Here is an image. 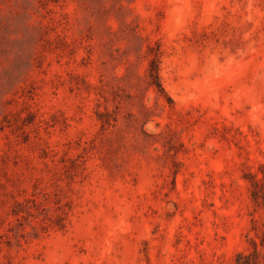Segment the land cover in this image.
I'll return each mask as SVG.
<instances>
[{
	"label": "rangeland",
	"instance_id": "374dc122",
	"mask_svg": "<svg viewBox=\"0 0 264 264\" xmlns=\"http://www.w3.org/2000/svg\"><path fill=\"white\" fill-rule=\"evenodd\" d=\"M240 263L264 264V0H0V264Z\"/></svg>",
	"mask_w": 264,
	"mask_h": 264
},
{
	"label": "trees",
	"instance_id": "16d2710c",
	"mask_svg": "<svg viewBox=\"0 0 264 264\" xmlns=\"http://www.w3.org/2000/svg\"><path fill=\"white\" fill-rule=\"evenodd\" d=\"M149 77H150L151 85L157 86L160 92L164 94L167 93L162 84L161 75H160V61L158 57H155L151 60L150 67H149ZM241 256L242 254H240L238 258H241ZM240 264H243V263H240ZM247 264H251V263H247Z\"/></svg>",
	"mask_w": 264,
	"mask_h": 264
}]
</instances>
